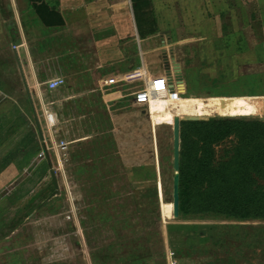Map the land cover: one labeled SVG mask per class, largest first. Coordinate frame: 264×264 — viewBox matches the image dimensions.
Segmentation results:
<instances>
[{
    "label": "crops",
    "instance_id": "1",
    "mask_svg": "<svg viewBox=\"0 0 264 264\" xmlns=\"http://www.w3.org/2000/svg\"><path fill=\"white\" fill-rule=\"evenodd\" d=\"M263 1L257 4L259 15H248L250 20L245 34H264ZM225 2L228 1L180 0L179 7H175L173 0H150L144 9L154 14L159 10L160 14L142 17L134 11L131 0H0V202L14 201V209H10L15 214L12 220L19 217L17 214L26 206L32 209L30 217L44 213L58 217L60 223L68 226L62 218V211L68 210L62 205L56 206L70 196L75 207L81 202V209L77 211L76 208L77 222L78 215L85 213L93 225L94 219L99 220L107 214L112 217L126 215L124 211L118 212L116 207H120V203L111 201L130 197L137 203L140 187L149 185L153 189L157 185L156 191H152L156 207L159 210L160 201L164 217L181 221L179 214L175 215L173 192L168 200L163 192L156 138L158 121H164L170 108L177 103L206 105L207 118L218 117L219 113L223 114L219 117H263L234 116L237 101L245 99L246 94H203L192 92V89L187 92L185 80L191 75L185 73L184 64L178 60L179 52H175V45L183 39L176 37L175 30L178 25H186L189 29L190 24H195L203 37L208 30L213 35L223 32L219 24L224 23L221 17L231 16L228 22L232 24L235 14L233 10L226 14L222 7ZM212 4L214 11L217 6L219 9L215 11L217 18L215 12L213 14L212 25L216 27L210 29L208 18ZM246 4L244 1L245 8ZM229 6L235 7L232 1ZM157 23L166 26L159 31ZM164 41L169 44L164 45ZM195 41H198L196 48L203 50L202 55L209 54V42L205 38ZM169 47L174 48L170 50ZM211 49L212 56L219 54L220 48L212 45ZM164 51L172 58L169 68L173 75L178 72L173 61L179 65L180 78L178 74L175 76L180 86L176 88L179 96L156 97L149 108L135 104L134 93L155 76L165 74L164 67L158 70L159 63L163 62L159 53L162 56ZM55 78H63L64 84L54 90L48 89L47 83ZM244 82L242 78L221 83L220 87L253 85ZM219 106H227L230 112H219ZM230 106L234 108L230 110ZM48 115L52 117V124L47 120ZM175 123L176 117L170 121L174 184ZM145 129L153 139L154 162L140 164L139 152L134 147ZM58 141L67 144L68 163L63 166V173H55L60 174L57 176L65 193L61 194L59 186L60 195L43 203L54 188L45 156L38 155L43 153L45 145L55 168ZM142 167L147 171H140ZM150 168L153 169L151 177ZM139 175L141 180L137 179ZM77 197H80L78 202ZM84 218L80 224L85 222ZM26 219L23 218L14 235L24 236L29 228L23 225ZM140 219L146 221L143 217ZM31 220L28 218L26 223L30 224ZM7 223L0 222V227Z\"/></svg>",
    "mask_w": 264,
    "mask_h": 264
},
{
    "label": "rangeland",
    "instance_id": "2",
    "mask_svg": "<svg viewBox=\"0 0 264 264\" xmlns=\"http://www.w3.org/2000/svg\"><path fill=\"white\" fill-rule=\"evenodd\" d=\"M179 1L173 0V5L179 7L177 5ZM227 1L230 4L232 1L235 7H230L228 2L223 3L222 7L227 15L231 14L228 11H235V19L232 18L233 23L231 24L228 22L231 20V16L221 17L224 23L220 21L218 23L223 32L218 31L213 35L212 31L208 30L206 37H203V35H199L200 32H197L198 29H196L195 24H190L189 29L185 28L186 25H178V30H175L176 37L183 38L179 40L178 45H175L176 47L174 46L175 52H179L178 60L182 62V65L184 64V68H186V72H184L191 75V78L185 80L187 92L192 89V92L196 90L200 93L203 92V94H246L245 99H241V102L237 101L234 116H264V92L261 91L264 89V34L260 32L245 34L246 31L248 32L245 28L250 20L248 15L253 13L255 16L259 15L260 9L257 4L261 0H250L249 4L247 2L249 0ZM244 1L247 3L246 8L243 5ZM213 7L212 4L211 14L208 18V22H210L208 28L210 29L216 27L212 23L214 15L217 18L215 11L219 9L217 6L214 11ZM219 7L221 9V5ZM175 10L173 9L174 12ZM159 12V10H155L157 16H159ZM147 14L153 17L155 15L154 12L149 13L147 9L143 11V14L141 12L142 17ZM180 14L178 10L177 15L180 16ZM156 26L160 31L163 29L162 26L166 25L157 23ZM198 38H205L209 42V54L202 55L203 50L196 48L198 46L195 45L198 41L195 40ZM166 41H164V45L169 44ZM212 45L214 48H220L218 55H211ZM173 48L169 47L170 50ZM159 57L162 60L161 53H159ZM167 59L170 66L172 58L169 54ZM159 64L158 70L164 67L163 62ZM175 74L176 77L179 75L178 72ZM177 78H180V75ZM242 78H245L244 83L251 82L254 86L232 84L231 86L220 87L221 83H232ZM176 88H180L177 79ZM255 92H257L256 95ZM155 98L156 96L152 97L153 100ZM249 100L251 101L243 102ZM151 103L154 102L151 101ZM233 108L230 106V110ZM217 110L230 112L227 106H219ZM207 113L206 105L177 103L170 108L169 113L164 117V121H158L160 126L156 130L157 150L162 165L161 183L167 200L171 197L173 185L170 121H174L175 117L176 120H179L180 116L207 118ZM219 114L223 115L222 113ZM135 142L137 143L134 150L139 152L138 163H153L154 143L148 129L142 131L139 141ZM234 144L235 140L232 137L219 143L215 147L216 157L221 158L223 151L230 149ZM143 170L147 171L142 167L140 171ZM149 173V177H151L152 168L149 169ZM57 175L60 176V174ZM57 175L56 179L61 194H63L65 190L61 189V181ZM141 177L139 175L137 179L141 180ZM261 184H264V181ZM147 186L146 188L140 187L137 203L130 197L111 201L112 203H120L121 206L116 208L118 212L124 211L126 215L112 217L107 214L99 220L94 219L93 225L87 220L88 217L85 216V213L78 215L79 222L75 217L73 223L65 219L67 212L62 211L64 212L63 221L69 223L68 226L60 223L58 217L44 215V213L40 216L33 214L30 217V213H32L30 210L32 209L26 208V206L17 214L19 217L12 220L11 218L15 214L10 209H14V204H12L14 201H8L6 204L0 202V222H8L0 227V264L7 262L10 255H14L22 249L27 260L20 264H168L170 253L174 254L172 258L176 264H264V221H226L212 219V216H205L203 219L195 218L191 221L168 220L164 217L160 201L158 210L156 201L152 197V191L153 189L156 191L157 185L155 186L156 189L155 187L150 189L149 185ZM79 199L80 197H77L76 202ZM57 204L56 208L62 205L64 210H68L67 200H60ZM80 207L81 202L79 207L76 205L77 211ZM115 214L113 213V215ZM24 217L32 220L30 224L26 223L27 219L25 224L23 223L29 228L24 236L20 235L22 241L20 242L18 241L20 237L16 240L15 236H12L16 233V229L21 227L19 225ZM82 217H85L87 226L85 222L80 224ZM140 217L146 221H142ZM215 225L222 227L229 225L231 227L221 228L219 232H216ZM11 237L12 239H10ZM19 257H21V253H19Z\"/></svg>",
    "mask_w": 264,
    "mask_h": 264
},
{
    "label": "trees",
    "instance_id": "3",
    "mask_svg": "<svg viewBox=\"0 0 264 264\" xmlns=\"http://www.w3.org/2000/svg\"><path fill=\"white\" fill-rule=\"evenodd\" d=\"M131 1L139 16L150 2ZM181 119L176 128L179 220L212 216L226 221H264V116L196 122ZM231 137L235 144L217 158L215 147ZM227 227L231 226L215 225L214 229L219 232ZM14 236L18 240L20 234ZM23 254L22 249L10 255L4 264L24 263Z\"/></svg>",
    "mask_w": 264,
    "mask_h": 264
},
{
    "label": "built area",
    "instance_id": "4",
    "mask_svg": "<svg viewBox=\"0 0 264 264\" xmlns=\"http://www.w3.org/2000/svg\"><path fill=\"white\" fill-rule=\"evenodd\" d=\"M172 78H173L172 85L170 86L169 79L165 74L155 76L153 79L149 81V83L148 82L145 83L142 89L134 93L133 102L139 105H146L149 108L150 102L152 100L151 98L153 96H156V97L165 96V95H171L173 97L175 95L179 96L178 91L176 89V77L175 75H173V72H172ZM63 84H64L63 78H55V79L50 80L47 83V87L50 90H54L62 86ZM47 120L49 124H52L51 115L47 116ZM55 147L57 151L58 162H57L56 167L53 169L55 173L56 172L63 173V166L68 160L67 144L63 141H58L55 144ZM38 156L44 157V153H40ZM67 204H68V211L65 216V219L70 220L71 222L74 223V219L76 217L77 211H76L74 202L70 196L67 197ZM173 255H174L173 253H170L168 255V258H169L168 264H176V261L173 260L174 258H172Z\"/></svg>",
    "mask_w": 264,
    "mask_h": 264
},
{
    "label": "water",
    "instance_id": "5",
    "mask_svg": "<svg viewBox=\"0 0 264 264\" xmlns=\"http://www.w3.org/2000/svg\"><path fill=\"white\" fill-rule=\"evenodd\" d=\"M162 60H163V64H164L165 75L168 77L169 83H170V86H171L172 85V80H173L172 72H171V69L169 68L170 66L168 65L167 54H166L165 51L162 53ZM173 65L175 66L176 71H178L180 73L179 65L177 63H175L174 61H173ZM214 118H216V119H220V118L243 119V118H240V117H219V116L218 117H214ZM246 118L247 117H245V119ZM248 118H251V117H248ZM208 119H210V118L184 117V118H182L180 120V122L181 121H192V122L206 121ZM36 128H37L38 136H39L40 140H42L43 139L42 132H41V129H40V126H39L38 122H36ZM43 153H44V156H45L48 168H49V173H50L52 184H53V188H54V191L51 193V195H49V197L43 202V203H45V202L49 201L50 199H52L53 197L59 196L60 195V191H59V185H58V182H57V179H56L55 171L53 169V166H52V163H51V160H50V157H49V154H48V151H47L45 145H43ZM172 192H173L172 198L174 200L175 211H176V216H177V213H178V180H177L176 184H174V180H173V191Z\"/></svg>",
    "mask_w": 264,
    "mask_h": 264
},
{
    "label": "bare ground",
    "instance_id": "6",
    "mask_svg": "<svg viewBox=\"0 0 264 264\" xmlns=\"http://www.w3.org/2000/svg\"><path fill=\"white\" fill-rule=\"evenodd\" d=\"M151 99H152V98H151ZM151 101H153V99H152ZM175 125H176V128H177V120H176V123H175Z\"/></svg>",
    "mask_w": 264,
    "mask_h": 264
}]
</instances>
